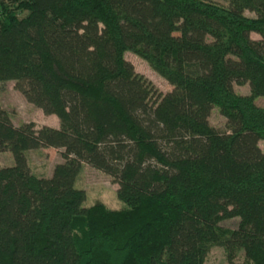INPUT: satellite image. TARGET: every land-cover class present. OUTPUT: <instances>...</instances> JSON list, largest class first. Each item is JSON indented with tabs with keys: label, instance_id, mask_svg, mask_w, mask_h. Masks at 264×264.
<instances>
[{
	"label": "trees",
	"instance_id": "trees-1",
	"mask_svg": "<svg viewBox=\"0 0 264 264\" xmlns=\"http://www.w3.org/2000/svg\"><path fill=\"white\" fill-rule=\"evenodd\" d=\"M7 81L59 127L0 104V264H204L215 246L264 264V0H0ZM48 147L62 161L46 177L27 153ZM83 163L124 207L83 206Z\"/></svg>",
	"mask_w": 264,
	"mask_h": 264
},
{
	"label": "rangeland",
	"instance_id": "rangeland-1",
	"mask_svg": "<svg viewBox=\"0 0 264 264\" xmlns=\"http://www.w3.org/2000/svg\"><path fill=\"white\" fill-rule=\"evenodd\" d=\"M248 16H253L254 13L245 11ZM252 38H259L257 33L250 34ZM126 60L132 63L134 69L149 79L155 87L161 92L171 90V85L141 57L131 51L124 53ZM14 81L0 82V104L3 108L12 113V122L14 125H19L22 122L33 121L36 127L44 125L52 126L53 122L50 118L33 104L29 103L25 97L19 92ZM234 90L239 94H248V84H234ZM255 103L264 107V97L255 98ZM209 123L218 128L223 129L225 118L219 113L217 108H213L209 115ZM55 123V122H54ZM53 127V126H52ZM260 149L264 152V140L258 142ZM28 164L33 172L46 177L51 175L54 165L62 158L60 150L52 147L31 150L27 153ZM13 157L9 151L0 152V167L13 165ZM74 185L76 188L83 189L85 199L83 206L88 207L95 203H101L110 209H120L125 203L117 196V183H114L110 176L104 172L93 168L87 163L82 164V168L75 178ZM234 221H223L224 226H233ZM236 261L242 260V254L238 253ZM204 264H228L225 252L221 247H212L204 261Z\"/></svg>",
	"mask_w": 264,
	"mask_h": 264
},
{
	"label": "crops",
	"instance_id": "crops-1",
	"mask_svg": "<svg viewBox=\"0 0 264 264\" xmlns=\"http://www.w3.org/2000/svg\"><path fill=\"white\" fill-rule=\"evenodd\" d=\"M49 118H50V120L53 122V124H52V126L53 127H59V120H58V118L56 117V115H54V114H50V115H47ZM55 122V123H54ZM43 125V124H42ZM45 125V124H44ZM47 125V124H46Z\"/></svg>",
	"mask_w": 264,
	"mask_h": 264
}]
</instances>
